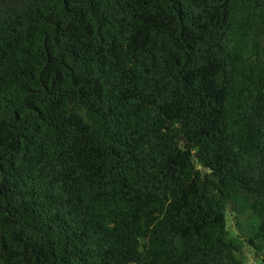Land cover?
Instances as JSON below:
<instances>
[{
  "label": "trees",
  "instance_id": "1",
  "mask_svg": "<svg viewBox=\"0 0 264 264\" xmlns=\"http://www.w3.org/2000/svg\"><path fill=\"white\" fill-rule=\"evenodd\" d=\"M248 213L264 0H0V264L264 263Z\"/></svg>",
  "mask_w": 264,
  "mask_h": 264
},
{
  "label": "rangeland",
  "instance_id": "2",
  "mask_svg": "<svg viewBox=\"0 0 264 264\" xmlns=\"http://www.w3.org/2000/svg\"><path fill=\"white\" fill-rule=\"evenodd\" d=\"M228 227L231 231V235H235L237 233V228L235 225L234 217L228 213ZM245 221H256V223L259 226L258 232L255 234V237L262 240L264 242V218H257L255 215L252 213H248L245 217ZM258 256L260 258L264 257V250L258 251ZM246 256V261L248 264H264L258 257L256 256V249L255 248H246L245 249V254ZM255 258L257 260H255Z\"/></svg>",
  "mask_w": 264,
  "mask_h": 264
}]
</instances>
